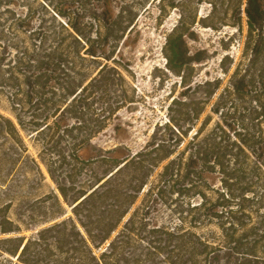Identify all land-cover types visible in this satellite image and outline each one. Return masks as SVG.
<instances>
[{
	"label": "trees",
	"instance_id": "obj_1",
	"mask_svg": "<svg viewBox=\"0 0 264 264\" xmlns=\"http://www.w3.org/2000/svg\"><path fill=\"white\" fill-rule=\"evenodd\" d=\"M46 1L53 13L48 27L30 33L31 46L15 54L12 68H4L8 53L0 57V86L14 88L7 115L0 111V234L15 235L0 241L10 246L2 253L16 261L7 262L142 264L128 253L142 222L131 210L140 196L149 202L167 194L186 209L177 211L178 223L154 230L165 238L164 264H264V0H246L245 61L227 89L216 83L194 99L183 89L139 151L95 149L87 160L79 153L135 103L120 72L128 73L119 46L156 0ZM191 2L154 4L158 18L179 13L162 51L183 86L192 65L205 59L203 51L188 57L184 48L197 20ZM16 70L20 77H13ZM25 139L37 148L36 158ZM40 165L57 193L36 194L45 181ZM15 200L22 202L11 219ZM20 223L38 229L20 237Z\"/></svg>",
	"mask_w": 264,
	"mask_h": 264
},
{
	"label": "rangeland",
	"instance_id": "obj_2",
	"mask_svg": "<svg viewBox=\"0 0 264 264\" xmlns=\"http://www.w3.org/2000/svg\"><path fill=\"white\" fill-rule=\"evenodd\" d=\"M10 1L0 0V57L4 53L9 54L4 62V68H8V65L10 68L13 67L16 61L15 54L31 46L30 33L47 28L49 18L53 16L52 8L46 7V4H49L46 0ZM49 1L54 4L57 0ZM191 3L188 11L190 13L191 10L196 11L197 20L188 31L189 37L185 39L184 48L188 57L203 51L205 59L202 63L192 65L189 83L185 86L180 85V78L167 70L162 51L165 36L177 25L179 13L175 10L169 11L166 16L158 18L157 5L147 6L145 12H140L135 29L123 39L118 54L120 63L128 73L122 69L120 72L128 82V94L132 93V90L135 95V103L116 114L107 128L92 140L90 147L79 153L81 159L87 160L92 157L95 149L105 151L121 147L118 155L135 153L149 140L154 126L167 120L166 108L171 98L177 97L183 89H190L184 97L194 99L200 96L202 89H213L216 83L220 84L219 89H227L230 86V76L235 66L245 61L242 54L247 36L246 17L243 11L246 0H192ZM210 3L215 5L214 13H211ZM207 16L209 19L201 22ZM11 72L13 77H20L17 70ZM12 83H15V80ZM13 90L10 84L0 86V111L3 114L7 115V95ZM25 143L30 155L36 158L37 148H34L28 139H25ZM97 166L94 164L91 168L99 173ZM40 168L45 181L36 194L42 195L49 190L57 193L44 167L40 165ZM88 175L87 171L80 182L86 181ZM209 183L215 189H219L216 176H210ZM25 193L27 192L22 195L25 196ZM21 202L16 200L13 202L8 215L11 219L15 218L14 214L17 213ZM3 203L0 201V209ZM192 203H198V199ZM63 207L69 216L70 208L66 204H63ZM182 208L186 209L175 196L164 194L160 198L153 197L149 202L143 201V197L140 196L131 210V212L137 210V216L142 219L136 226L138 229L128 250L131 257L142 264H164L162 248L165 238L154 230L169 228L178 223L180 214L177 211ZM261 211L264 210L261 208ZM182 215L185 216L186 213ZM19 225L22 229L18 235L20 237L29 238L38 229L24 230L23 224ZM210 229L217 232L213 227ZM10 237L15 235L0 234V241ZM7 247L10 246L0 242V264H9L7 261L16 262L13 257L2 253L1 249Z\"/></svg>",
	"mask_w": 264,
	"mask_h": 264
}]
</instances>
